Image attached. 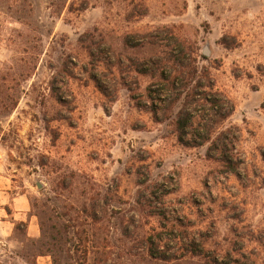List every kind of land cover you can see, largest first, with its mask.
<instances>
[{"label":"rangeland","instance_id":"374dc122","mask_svg":"<svg viewBox=\"0 0 264 264\" xmlns=\"http://www.w3.org/2000/svg\"><path fill=\"white\" fill-rule=\"evenodd\" d=\"M0 264H264V0H0Z\"/></svg>","mask_w":264,"mask_h":264},{"label":"crops","instance_id":"0c3cea01","mask_svg":"<svg viewBox=\"0 0 264 264\" xmlns=\"http://www.w3.org/2000/svg\"><path fill=\"white\" fill-rule=\"evenodd\" d=\"M14 200H16V206L18 208V204H22L23 206V209H26L27 208V204H26V201L24 199V196H21V197H18V198H14Z\"/></svg>","mask_w":264,"mask_h":264},{"label":"water","instance_id":"95a60500","mask_svg":"<svg viewBox=\"0 0 264 264\" xmlns=\"http://www.w3.org/2000/svg\"><path fill=\"white\" fill-rule=\"evenodd\" d=\"M204 52L206 53V54H208L209 53V49H208V45H205V47H204ZM38 187H42V184L41 183H38Z\"/></svg>","mask_w":264,"mask_h":264}]
</instances>
